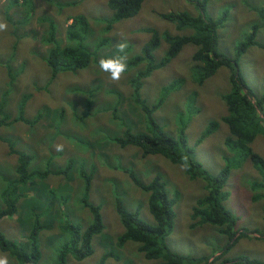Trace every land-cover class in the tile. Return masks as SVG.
Listing matches in <instances>:
<instances>
[{
  "label": "rangeland",
  "instance_id": "rangeland-1",
  "mask_svg": "<svg viewBox=\"0 0 264 264\" xmlns=\"http://www.w3.org/2000/svg\"><path fill=\"white\" fill-rule=\"evenodd\" d=\"M200 2L144 0L135 16L112 23L107 28L111 12L107 9L106 0H32L31 14L27 19L16 23L13 29L7 23L8 30L0 32V104H3L6 116L0 125V193L16 178V156L9 151L8 144L13 150L30 157L28 171H50L44 179L19 188L25 196L19 200L16 213L0 219V233L19 248L28 250L27 234L32 215H43L48 209L45 217H38V221L49 229H42L37 236L40 252L37 264L58 263V253L68 240L67 235L57 239L60 221L68 220L82 228L90 224V213L80 203L83 189L76 174L83 166L91 176L88 202L99 206L103 229L92 237L89 256L76 260L66 255L63 264L158 263L146 259L134 242L126 241L121 247L116 245V238L123 232V227L115 211V197L126 211L152 225L147 210V193L137 188L122 168L132 172L143 184L155 174L160 175L168 197L174 199L172 229L163 237L161 244L179 256L183 264H229L223 259L238 257L264 264V240L248 234L219 257L226 235L214 225L191 219L196 199L206 194L203 180H189L181 165L171 164L161 155L142 157L138 148L118 147L111 141L125 131L134 133L142 129L141 113L132 102V87L128 81L136 71L145 68L146 62L128 67L123 78L113 82L99 69V59L118 54L116 46L121 34L128 42L127 62L141 54L142 45L148 41L149 35L144 29L180 36L185 32L167 24L159 15L171 11L195 16ZM205 5V15L211 19L225 11L224 22L216 31L215 50L221 55L232 57L241 36L250 32L253 24L258 25L254 38L257 45L245 50L237 61V67L248 89L254 95H260L264 91V0H208ZM78 15L87 22L88 33L83 45L93 54L91 62L76 72L59 73L48 83L49 71L42 57L50 44L43 41L48 27L42 19L52 22L54 40L59 46H64V33L71 19ZM7 16L20 18L24 13L16 11V6L9 0H0V20L7 22ZM101 42L103 44L99 45ZM158 48L153 56L164 54L163 47ZM194 50L191 44H186L168 64L152 71L142 80L139 95L147 104H152L160 97L162 86L176 79L182 81L179 90L168 92L169 96H165L153 117L171 136H176L184 126L186 145L191 148L195 162L206 174L216 175L234 156L224 146L223 141L230 136L226 123L220 120L226 114L223 96L230 91L229 70L221 67L200 85L195 84L191 81L190 70L195 64L191 59ZM10 75L14 78L11 83L8 82ZM23 96H26V101L19 112L17 104ZM192 106L195 108L190 116ZM210 124H214V129L198 141L199 134ZM57 144L64 146L63 151L55 150ZM250 149L264 161V139L260 134L250 144ZM68 160L73 164L71 171L55 175L56 170L63 168ZM261 181L245 159L239 167L230 170L221 188V192H226L222 205L236 218L235 229L238 232L260 230L264 225V186L254 190L250 187L251 182ZM45 189L47 193L43 194ZM219 193L218 190V198ZM255 193H259V197L253 201ZM61 197L62 206L59 204ZM26 201L33 205L27 210L28 215ZM0 254L7 253L0 251ZM9 259L11 264H16L10 256Z\"/></svg>",
  "mask_w": 264,
  "mask_h": 264
},
{
  "label": "trees",
  "instance_id": "trees-1",
  "mask_svg": "<svg viewBox=\"0 0 264 264\" xmlns=\"http://www.w3.org/2000/svg\"><path fill=\"white\" fill-rule=\"evenodd\" d=\"M143 1L106 0L107 9L111 12L106 27L109 28V25L112 23L135 16ZM207 1L201 0L200 3H197V13L195 16H191L185 12L171 11L159 15L167 24H173L178 30L185 32L180 36H171L166 32H158L151 28L143 30L149 35V39L142 45L141 54L135 55L127 62L128 67H135L141 62H146L145 68L136 71L128 81V84L132 87V102L139 108L138 110L141 113L142 129L134 133L125 131L120 137H113L111 141L118 147L133 146L138 148L142 157L161 155L171 164L177 163L178 165H182L184 162L183 158H187L189 167L184 169V174L189 180L196 178L203 180L204 189L206 190L205 195L196 199L195 205L192 208L191 219H197V223L214 225L219 228L220 233L226 235V243L219 251V257H223L234 243L243 236L251 234L256 239L264 240V225L259 231L253 230L248 233L245 231L238 232L235 229L236 218L223 207L222 202L226 198V192H221V188L226 183L230 170L239 167L245 159L251 163L252 167L262 179L260 183L251 182V189H259L264 186V161L250 149V144L258 134L264 139V91L260 95H254L248 89L237 67V61L245 50L257 45L254 38L259 29L258 25L253 24L251 31L241 36L240 42H237L234 46L232 57L221 55L215 50L217 39L216 31L218 25L224 22L225 11L216 19L208 18L205 15V3ZM9 2L11 5L16 6V11L24 13V16L20 18L6 17L7 23H10L13 29L17 25L16 23L27 19L31 14L32 0H9ZM42 21L48 27V34L43 38V41L50 44L45 56L42 57V61L49 71L48 83L59 73H73L86 68L91 62L93 54L83 45L86 33H88L85 18L78 15L71 19V23L64 33V46H59L54 40V26L52 22L48 19H42ZM102 44L103 42L99 45ZM186 44H191L195 49L191 56L195 64L190 68L191 81L195 84L200 85L221 67L229 70L228 79L230 82V91L223 96V100L226 103V114L220 120L224 124L226 123L230 136L223 141L224 146H227L228 150L233 152L234 156L216 175L206 174L200 168V164L197 161L195 162L191 148H188L186 145L184 126L179 129L176 136H171L164 131L153 117L154 112L163 104L165 96H169V93L179 90L182 81L176 79L162 86L159 93L160 97L155 99L152 104H147L139 95L142 80L149 77L150 73L155 69L168 64ZM158 46L159 48L163 47V51H165L160 57H156L155 54L154 56L152 55ZM13 79L10 75L8 82L11 83ZM25 101L26 96H23L17 104V111L20 112L23 109ZM194 108V106L190 108V116L193 114ZM186 113L188 114V111ZM0 116L1 125L6 119V116L3 114L2 103L0 104ZM19 120L23 121L22 118ZM213 129L214 124L208 125L199 134L198 141L207 137ZM169 133L174 135L175 132ZM8 145L9 151L16 156V165L14 168L16 178L12 184H9L0 193L2 201L0 219L16 213L19 200L25 196L19 192V188L35 180H42L50 173L48 170L43 172L28 171L27 167L30 157L13 150L12 146L10 144ZM234 158L235 165L232 164ZM72 167L73 164L68 160L63 168L56 170L55 175L68 173ZM83 169L84 166L82 168L80 167L78 172L75 173L80 178L81 188L83 189L80 203L89 211L91 221L86 228L68 222V220H64L63 223L62 221L59 222L57 239L65 238L67 235L68 240L65 241L63 248L58 253L57 264H63V259L66 255H71L76 260H82L89 256L92 253V237L100 234L103 229L99 206L88 202L87 192L91 184V176ZM122 171L128 173L130 180L137 188L147 193V210L152 219V225L142 222L136 214L126 211L120 200L115 197V211L123 227V232L116 238V245L121 247L126 241H131L136 244V249L140 253H143L146 259L156 260L158 261L157 264H183V260L179 256L171 253L161 244L163 237H166L172 229V206L174 205V199L168 197L160 175L155 174L148 183L143 184L132 172L126 171L124 168H122ZM46 190L43 194L47 193ZM218 190L220 191V198L216 197ZM211 191H213V194ZM258 197L259 193H255L252 196V200L254 201ZM59 199V204L62 206L63 198L61 197ZM26 205V212L33 207L28 202ZM262 209L264 210V205ZM45 210L48 213V209ZM46 211L43 215H32L31 227L27 234L29 242L28 250L19 248L15 243L9 241L0 233V251L6 252L16 264H37L40 258L37 236L42 229H49L38 221V217H45L47 215ZM223 260L229 264H258L255 261L240 257ZM223 263L221 262L220 264Z\"/></svg>",
  "mask_w": 264,
  "mask_h": 264
},
{
  "label": "clouds",
  "instance_id": "clouds-1",
  "mask_svg": "<svg viewBox=\"0 0 264 264\" xmlns=\"http://www.w3.org/2000/svg\"><path fill=\"white\" fill-rule=\"evenodd\" d=\"M8 30V24L6 21L0 20V32H4ZM256 46V45H255ZM117 53L116 55L108 58H101L98 61L99 69L107 73L109 78L113 82L120 81L124 74L128 71V56H127V48L128 42L127 38L121 34L120 42L117 44ZM63 145L57 144L55 145V150L57 152L63 151ZM184 162L181 165L182 168L187 169L189 167L187 158H183ZM0 264H11L9 256L7 254H0Z\"/></svg>",
  "mask_w": 264,
  "mask_h": 264
},
{
  "label": "crops",
  "instance_id": "crops-1",
  "mask_svg": "<svg viewBox=\"0 0 264 264\" xmlns=\"http://www.w3.org/2000/svg\"><path fill=\"white\" fill-rule=\"evenodd\" d=\"M259 231V230H258Z\"/></svg>",
  "mask_w": 264,
  "mask_h": 264
}]
</instances>
